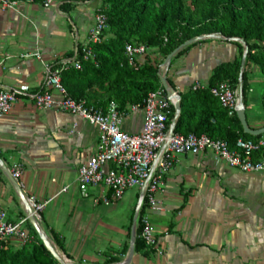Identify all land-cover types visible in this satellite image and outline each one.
<instances>
[{
  "label": "crops",
  "instance_id": "0c3cea01",
  "mask_svg": "<svg viewBox=\"0 0 264 264\" xmlns=\"http://www.w3.org/2000/svg\"><path fill=\"white\" fill-rule=\"evenodd\" d=\"M67 3L73 9L66 12L64 4L59 8L62 13L57 6L32 1L17 2L14 9L0 6V89L38 91L46 67L86 45L100 0ZM204 41L175 56L169 66V83L179 93L207 86L218 65L239 56L235 43ZM258 95L253 86L246 109L253 129L264 127V120L255 115L261 108ZM143 122L144 111L139 110L123 119L122 128L139 134ZM98 140V129L86 120L38 109L27 96L0 119V160L10 171L15 164L22 165L17 183L28 199L45 205L39 222L66 264H109L111 258L123 262L129 255L141 192L130 190L121 201L106 205L101 200L105 189L82 192L79 188V170L96 155ZM157 199L160 209L147 208L144 218L154 226L163 254L147 248L135 251L132 264H264V173L241 172L216 161L211 152L181 156ZM0 212H6L11 222L28 218L1 165ZM26 227L29 243L40 238L30 220ZM10 243L21 246L18 241Z\"/></svg>",
  "mask_w": 264,
  "mask_h": 264
},
{
  "label": "trees",
  "instance_id": "16d2710c",
  "mask_svg": "<svg viewBox=\"0 0 264 264\" xmlns=\"http://www.w3.org/2000/svg\"><path fill=\"white\" fill-rule=\"evenodd\" d=\"M71 5L67 3L63 9L69 12L73 9ZM98 12L107 17L108 28L104 32L103 42L91 46L94 60L84 61L81 56L82 69L71 67L62 76L63 85L71 97L84 101L88 106L104 109L111 103L118 104L123 111L132 105L143 107L151 93L163 89L159 65L186 42L210 34L242 38L249 49L242 77L244 47L233 42L239 48V56L235 61L218 65L207 86L196 90L192 86L189 91L180 92L182 111L175 132L185 136L206 134L212 139L228 142L231 147L239 139L257 141L264 137L246 134L237 114L229 116L228 110L211 94L212 88L225 82H229L234 91H240L241 86L240 92L247 109L252 80L259 73L263 86L259 101L264 112V0H100ZM199 43L184 48L177 57ZM127 45H144L154 49L162 60L155 64L147 61L130 66ZM78 47L82 52L85 46ZM168 82L171 83L169 78ZM175 114L176 109L172 107L169 125ZM146 202L147 199L144 200L138 219L136 253L146 248L141 238L148 208ZM54 238L63 249L59 236L54 233ZM118 261L119 258H111L108 263ZM0 264L60 263L47 250L43 241L37 238L17 248L11 246L9 241H0Z\"/></svg>",
  "mask_w": 264,
  "mask_h": 264
},
{
  "label": "built area",
  "instance_id": "2783aa9c",
  "mask_svg": "<svg viewBox=\"0 0 264 264\" xmlns=\"http://www.w3.org/2000/svg\"><path fill=\"white\" fill-rule=\"evenodd\" d=\"M69 1L71 0H45L43 5L57 6L58 12L62 13L59 8ZM16 5V1L0 0L3 9H14ZM107 28V17L98 12L82 52L77 46L71 57L46 67L45 81L38 91H30L28 87L0 89V119L12 111L21 97L27 96L38 109L68 113L95 126L99 131L97 152L81 166L79 188L82 192L92 188L105 189L107 193L101 200L106 205L121 201L128 191L137 189L144 191L149 210L160 209L157 194L181 156L211 152L216 161L225 162L241 172L264 173V138L257 141L239 139L231 147L228 142L212 139L206 134L185 136L172 131L175 117L169 125V115L177 101L167 95L164 87L151 93L143 107L132 105L126 111L121 110L116 103H111L104 109L88 106L84 101L71 97L62 82L64 71L71 67L81 70V56L84 61L94 60L91 46L103 42ZM126 53L129 65L136 66L140 58L152 59L156 51L144 45H127ZM161 60L162 57L157 54L148 61L155 64ZM164 62L159 65V72L162 74L166 70ZM198 88L201 86L194 87L195 90ZM176 92L180 95L178 90ZM54 93L59 97L56 98ZM211 94L228 110L229 116L237 114L240 91H234L229 82L212 88ZM139 110L144 111L142 131L139 134L125 132L122 128L123 119ZM110 164L114 167L109 169ZM22 172L20 164H15L10 171L16 181L20 179ZM28 202L34 217L39 221L45 205L38 204L33 199H28ZM28 221L29 218H22L11 222L6 212H0V241H18L21 246L28 244L31 240L26 227ZM141 238L149 251L163 254L158 247L155 228L147 218L143 221Z\"/></svg>",
  "mask_w": 264,
  "mask_h": 264
},
{
  "label": "water",
  "instance_id": "95a60500",
  "mask_svg": "<svg viewBox=\"0 0 264 264\" xmlns=\"http://www.w3.org/2000/svg\"><path fill=\"white\" fill-rule=\"evenodd\" d=\"M208 39H219L222 41H228V42H236V43H240L243 47H244V55L242 58V68H241V77L242 74L244 72V68H245V64H246V58L248 55V46L247 43L245 42L244 39L242 38H227L224 37L222 35H217V34H210V35H202L200 37H196L188 42H186L184 45H182L180 48H178L177 50H175L172 54H170L165 62H164V67H165V72L162 74L159 72V77L161 79V83L162 86L164 87V89L166 90L167 95L171 98L176 100V115H175V120L172 122V131H175V127L176 124L178 122V119L181 115V96L179 94H177L176 90L172 87V85L168 82V78H167V71L169 69V66L172 63V60L175 56H177L184 48L193 45L197 42H201L204 40H208ZM241 86H240V91L241 90ZM237 116L241 122V125L244 129V132L248 135H251L253 137H258L261 135H264V127L259 128V129H253L250 127L249 123H248V119H247V114H246V106L244 104L243 101V94L242 92H240V104L238 106V110H237ZM0 165L3 169V171L5 172L6 176H8V178L12 181L13 185L16 188V191L18 193V195L20 196V199L22 200L24 207H25V211L26 214L30 220V222L32 223V225L35 227V229L37 230V232L40 235L41 240L43 241L45 247L47 248V250L52 254V256L60 263V264H66L64 262V260L61 258V256L58 254L55 246L53 245V243L50 241L49 237L47 236V234L43 231L40 222L34 217L33 211L29 205L28 202V198L25 196V194L23 193V191L21 190L19 184L17 183L16 180H14L12 178V175L9 171V169L6 167V165L0 160ZM143 198H144V191L141 192V198H140V202L138 204V208L136 210V214L134 217V225H133V230H132V240H131V247H130V251H129V255L128 258L123 261V262H118V263H113V264H132L133 259H134V255H135V245H136V237H137V221H138V217L142 208V203H143Z\"/></svg>",
  "mask_w": 264,
  "mask_h": 264
},
{
  "label": "rangeland",
  "instance_id": "374dc122",
  "mask_svg": "<svg viewBox=\"0 0 264 264\" xmlns=\"http://www.w3.org/2000/svg\"><path fill=\"white\" fill-rule=\"evenodd\" d=\"M261 82H262L261 75L259 73H257L252 80V86H254L255 93H259V95H258L259 97H260V93L262 92V89H263ZM257 102H259V100ZM255 115H256V117H260L262 120H264V112L261 108L256 109ZM250 116H251V114H250ZM250 120H251V118H250Z\"/></svg>",
  "mask_w": 264,
  "mask_h": 264
},
{
  "label": "bare ground",
  "instance_id": "6f19581e",
  "mask_svg": "<svg viewBox=\"0 0 264 264\" xmlns=\"http://www.w3.org/2000/svg\"><path fill=\"white\" fill-rule=\"evenodd\" d=\"M29 205H30V203H29Z\"/></svg>",
  "mask_w": 264,
  "mask_h": 264
}]
</instances>
